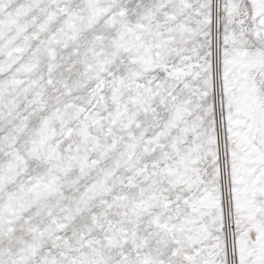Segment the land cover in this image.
I'll return each instance as SVG.
<instances>
[{
	"label": "snow or ice",
	"instance_id": "1",
	"mask_svg": "<svg viewBox=\"0 0 264 264\" xmlns=\"http://www.w3.org/2000/svg\"><path fill=\"white\" fill-rule=\"evenodd\" d=\"M0 264H264V0H0Z\"/></svg>",
	"mask_w": 264,
	"mask_h": 264
}]
</instances>
